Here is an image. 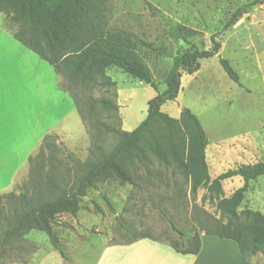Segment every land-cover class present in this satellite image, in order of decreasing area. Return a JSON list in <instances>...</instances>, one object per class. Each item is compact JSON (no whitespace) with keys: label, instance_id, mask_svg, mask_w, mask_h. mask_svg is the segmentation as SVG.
Returning a JSON list of instances; mask_svg holds the SVG:
<instances>
[{"label":"rangeland","instance_id":"1","mask_svg":"<svg viewBox=\"0 0 264 264\" xmlns=\"http://www.w3.org/2000/svg\"><path fill=\"white\" fill-rule=\"evenodd\" d=\"M255 1L262 0H105V20L110 31L129 32L155 47H167L173 55L188 47L168 36L177 25L193 31L189 40L200 50L209 49L212 38L220 44L218 55L201 60L194 74L181 76L177 98L161 107L162 112L175 119L184 108L198 118L206 135V162L211 180L228 170L264 162V5H252ZM247 5L251 6L243 16L225 28L234 12ZM0 21L12 33L17 30L2 13ZM138 53L158 91H162L171 59L156 56L146 48H139ZM219 57L226 59L236 71L240 85L225 75ZM105 72L115 86H85L73 90L84 119L81 127L85 126L87 141L74 147L59 144L57 157L64 168L73 166L70 155L82 162L87 160L91 144L102 143L109 151L117 136L103 132L99 125L131 132L146 118L147 103L157 94L151 86L117 67L111 66ZM61 82L58 75V86ZM99 98L113 101L118 105L117 111H105L90 103V99ZM42 156L40 152L37 158ZM148 158L147 167L137 164L132 185L120 184L113 177L101 180L81 198L75 216H57L52 229L65 258L44 233L31 231L10 240L1 249L0 264H57L60 258L64 262L98 250L102 244L130 242L141 236L167 244L187 245L194 234L212 232L218 222H225L217 203L243 185L241 178L223 181L220 196L204 189L191 194L190 184L179 170L164 167L151 153ZM74 173L76 168L70 178ZM27 180L28 177L18 179L15 185L20 186ZM15 185L12 193L17 194ZM244 209L264 215V176L248 182L238 211ZM0 211L8 216H0L1 241L10 219L8 200H0ZM163 214L183 233L182 240ZM251 264H264L263 256L256 255Z\"/></svg>","mask_w":264,"mask_h":264},{"label":"trees","instance_id":"2","mask_svg":"<svg viewBox=\"0 0 264 264\" xmlns=\"http://www.w3.org/2000/svg\"><path fill=\"white\" fill-rule=\"evenodd\" d=\"M255 4L264 5V0L252 3ZM249 6L238 8L225 28L233 26ZM105 12V0H0V13L17 27L13 38L53 67L63 80L59 89L73 99L83 123L73 90L85 86H115L105 72L111 66L157 91L147 103L146 118L131 132L100 124L103 132L117 136V142L109 151L102 143L91 144L89 158L84 162L70 155L73 166L64 168L57 157L59 144H62L58 136L49 134L43 139L40 145L43 156L30 161L28 180L20 186L15 185L17 194L11 192L0 196V200L10 202V219L0 241V254L10 240L38 231L44 233L59 255L65 258L63 247L52 229L57 216H75L81 198L88 189H95L101 180L113 177L120 184L132 185L137 164L147 167L148 153H151L164 167H174L183 174L190 184L191 194L204 189L220 196L223 181L241 178L243 185L217 203L225 222H218L215 230L206 234L235 242L242 264H251V259L258 254L264 258V215L249 209L238 211L248 182L264 176V162L228 170L211 180L206 162V135L198 118L187 108L180 112L178 119L161 111L164 104L177 98L181 76L194 74L199 70L201 60L218 55L220 44L212 38L211 47L200 50L189 40L193 31L177 25L168 36L188 47L173 55L167 47H155L129 32L110 31ZM139 48L171 59L162 91H158L149 68L138 53ZM218 61L225 75L240 85L239 76L229 62L221 57ZM90 103L105 111L116 112L118 109V105L105 98L90 99ZM73 168L76 173L70 178ZM104 199L113 211L109 200ZM0 216L8 217L3 211ZM163 217L182 240L183 233L164 214ZM140 238L158 241L149 236ZM169 246L177 253L195 255L200 250V237L194 234L187 245L172 242Z\"/></svg>","mask_w":264,"mask_h":264},{"label":"crops","instance_id":"3","mask_svg":"<svg viewBox=\"0 0 264 264\" xmlns=\"http://www.w3.org/2000/svg\"><path fill=\"white\" fill-rule=\"evenodd\" d=\"M81 124L73 99L58 87L53 67L15 40L0 21V195L12 192L18 179L28 177L30 161L41 152L47 135H57L68 147L86 142ZM199 237L200 250L195 255L177 253L161 241L138 238L102 244L80 257L64 262L60 258L57 264H242L232 240L207 234Z\"/></svg>","mask_w":264,"mask_h":264}]
</instances>
